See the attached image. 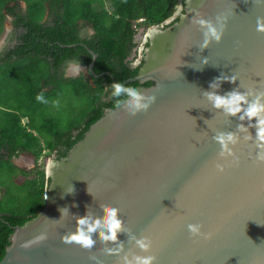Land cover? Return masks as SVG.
Masks as SVG:
<instances>
[{
	"label": "water",
	"instance_id": "obj_1",
	"mask_svg": "<svg viewBox=\"0 0 264 264\" xmlns=\"http://www.w3.org/2000/svg\"><path fill=\"white\" fill-rule=\"evenodd\" d=\"M175 14L176 21L148 27L143 62L124 81H151L134 89L154 95V102L135 115L126 104L119 107L122 102L105 108L66 156L48 161L45 204L14 227L0 264H123L125 254L153 255L154 264H264V159H257L264 149L247 120L212 109L203 95L224 75L237 80L222 81L221 95L237 89L251 100L264 93V33L256 30L264 2L184 0ZM221 14L227 16L221 41L200 49L203 34L194 19L215 23ZM95 58L92 52L90 71ZM239 123L248 130L238 131ZM219 132L239 136L235 163L218 157L213 136ZM106 207L119 209L127 230L118 234L123 251L107 253L116 245L99 243V236L94 252L61 241L66 232L78 234L89 214L102 219ZM189 223L211 238L193 237ZM42 233L46 239L37 241ZM130 234L147 236L149 252H140Z\"/></svg>",
	"mask_w": 264,
	"mask_h": 264
},
{
	"label": "trees",
	"instance_id": "obj_2",
	"mask_svg": "<svg viewBox=\"0 0 264 264\" xmlns=\"http://www.w3.org/2000/svg\"><path fill=\"white\" fill-rule=\"evenodd\" d=\"M0 0V34L6 15L12 31L0 50V259L15 226L24 224L44 206L49 177L37 166L19 168L13 159L28 154L38 159L44 149L56 159L67 155L89 126L126 97L117 98V85L126 89L148 86L127 81L143 62L132 66L138 41L136 24L161 23L184 0ZM48 15L44 19L45 12ZM177 16L173 21H176ZM90 27L92 33L86 29ZM147 45V41L144 46ZM83 73L66 76L69 62L88 66ZM109 72L115 79L103 72ZM64 89L85 106L69 101L68 125L61 127L47 108ZM75 105V104H73ZM26 122L22 123V118Z\"/></svg>",
	"mask_w": 264,
	"mask_h": 264
},
{
	"label": "clouds",
	"instance_id": "obj_3",
	"mask_svg": "<svg viewBox=\"0 0 264 264\" xmlns=\"http://www.w3.org/2000/svg\"><path fill=\"white\" fill-rule=\"evenodd\" d=\"M257 2H264V0H257ZM198 15V14H197ZM227 16L221 14L215 18V23L211 20L194 19L193 23L199 25L203 34V41L200 44V49L208 47L210 42H220ZM256 30L264 33V20L257 18ZM202 64L208 63L207 57L202 61ZM80 65V64H79ZM82 66V65H81ZM237 80L236 75L231 76H219L213 82L209 84L210 91L203 92V95L207 102L211 105L212 109L222 112L226 116L237 117L239 121H248V127H254L256 139L258 141L257 148L264 149V93L257 95L254 99L249 100L250 93L241 92L237 89H233L223 95L219 94L216 90L220 88L222 81H228L233 83ZM117 98L126 97V99L119 105L123 108L125 104L130 110L131 115H135L138 112L146 111L150 105L154 102V95H145L138 92L136 89H126L123 85H117ZM248 127L245 124H237L238 131H247ZM245 137V139H249ZM213 139L219 145L218 157L221 159H227L231 157L233 163L237 161V158L233 152V147L238 143L239 136L235 132H219L213 136ZM257 159H264L261 153H257ZM52 162H50L51 165ZM217 172H223L224 166L217 163L215 165ZM73 187L70 191L66 192L71 194ZM64 214H68L67 207H64ZM60 212V211H59ZM104 217L102 219L97 218L94 215H88L79 221V229L77 233L66 232L60 239L61 241L70 247L82 248L85 252H94L98 246L97 236H99V243L115 244V248H106L107 253L123 251V242L118 240V234L127 231L124 227L123 221L119 216V209L116 207H106L104 209ZM61 215V213H60ZM59 221V219H56ZM188 232L193 237H202L205 240L211 238V232H202L200 224L189 223L187 225ZM46 239V234L42 233L36 237L37 241ZM130 242L134 243V246L139 249L140 252H149L152 241L147 236H141L137 238L135 235L130 234L128 236ZM95 259V258H93ZM123 260V264H154L155 256L153 255H137L133 254L131 258L127 254L120 257Z\"/></svg>",
	"mask_w": 264,
	"mask_h": 264
},
{
	"label": "rangeland",
	"instance_id": "obj_4",
	"mask_svg": "<svg viewBox=\"0 0 264 264\" xmlns=\"http://www.w3.org/2000/svg\"><path fill=\"white\" fill-rule=\"evenodd\" d=\"M179 7H180V1L174 8L173 13L171 14V16H169V18L174 17ZM135 24H136V30H137L136 39L138 41V46H137L135 53H133L132 55V59L134 62H136L140 57V48L144 42L146 31L148 27L150 26V25L144 24V22L141 19L140 20L138 19L137 21H135ZM2 35H0V44L4 40V36ZM1 45H0V48H1ZM65 70H66V73L70 76L71 75L73 76V74L77 75L78 73L81 72L87 77L86 68L83 66H79V64L77 63H73V62L67 63V65L65 66ZM52 99L54 103L50 104V106L47 108V111L45 110V112L47 114L49 113L57 121H60L61 127L64 128L68 125L67 123L68 118L72 116V114H70V112L68 111L69 106H71L69 104V101L71 100V102H73L72 106H76V103L74 102L77 101L78 103L79 96H76L68 89H64L60 94H58L56 97ZM82 105L83 106L86 105V103H84V100L79 101L78 107ZM25 122H26V118L23 117L22 123H25ZM44 154L45 155H42L38 159H35L34 157L28 154H21L18 157L14 158L13 162L17 164V166L23 169L24 171L31 172L37 166L39 169H43L46 174V171H47L46 169L49 163L48 161L53 160L55 158V154L52 151H48L47 149H44Z\"/></svg>",
	"mask_w": 264,
	"mask_h": 264
},
{
	"label": "crops",
	"instance_id": "obj_5",
	"mask_svg": "<svg viewBox=\"0 0 264 264\" xmlns=\"http://www.w3.org/2000/svg\"><path fill=\"white\" fill-rule=\"evenodd\" d=\"M20 6L22 7V9L23 10H25V8H26V4H25V2L24 1H22V0H20ZM47 15H48V9H47V11L45 12V15H44V19L47 17ZM12 31V18H11V16H9V15H6V17H5V19H4V24H3V29H2V32H1V34L0 35H2V36H4V40L2 41V45H1V48L3 47V45L4 44H6L8 41H7V39H8V37H9V35H10V32ZM86 31H87V33L88 34H90V33H92L93 31H92V29L90 28V27H88L87 29H86ZM1 48H0V50H1ZM79 74V73H78ZM77 74V75H78ZM65 75L66 76H70V75H68L67 73H66V70H65ZM77 75H74L73 74V76H77ZM72 76V75H71Z\"/></svg>",
	"mask_w": 264,
	"mask_h": 264
},
{
	"label": "flooded vegetation",
	"instance_id": "obj_6",
	"mask_svg": "<svg viewBox=\"0 0 264 264\" xmlns=\"http://www.w3.org/2000/svg\"><path fill=\"white\" fill-rule=\"evenodd\" d=\"M176 16L178 17V15L175 14L174 17H173V20H174V18H175ZM173 20H172L171 22H173ZM145 42H146V41H145ZM145 42H143V45H144ZM141 59H142V57H141V54H140L139 59H138L136 62L133 61V62L131 63V65H132V66H135V65L139 64V63L141 62ZM83 67H84V66H83ZM85 68H86V66H85ZM86 69H87V68H86ZM16 165H17V164H16Z\"/></svg>",
	"mask_w": 264,
	"mask_h": 264
}]
</instances>
